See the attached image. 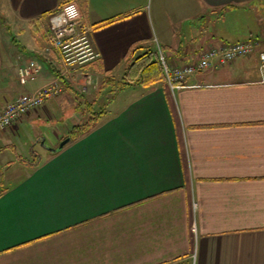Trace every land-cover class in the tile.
I'll use <instances>...</instances> for the list:
<instances>
[{
	"label": "crops",
	"instance_id": "crops-1",
	"mask_svg": "<svg viewBox=\"0 0 264 264\" xmlns=\"http://www.w3.org/2000/svg\"><path fill=\"white\" fill-rule=\"evenodd\" d=\"M71 1L100 52L80 67L65 66L47 49V19L67 0H0V113L21 94L54 81L61 86L0 131V155L15 150L19 130H34L39 140L41 127L53 126L56 141L32 155L36 162L21 160L25 172L1 188L0 264H264L258 52L191 76L175 92L164 81L131 84L90 130L69 136L78 124V95L90 93L84 84L121 78L146 46L189 63L205 48L262 37L260 1ZM223 7L222 17L248 10L252 23L236 37L214 33L208 16ZM6 23L17 38L3 30ZM24 66L34 71L21 84Z\"/></svg>",
	"mask_w": 264,
	"mask_h": 264
},
{
	"label": "built area",
	"instance_id": "built-area-1",
	"mask_svg": "<svg viewBox=\"0 0 264 264\" xmlns=\"http://www.w3.org/2000/svg\"><path fill=\"white\" fill-rule=\"evenodd\" d=\"M49 49H55L61 62L67 67H80L99 59L100 52L93 44L91 28L82 22L81 12L74 1H67L60 9L48 17ZM257 42L250 39L211 46L200 51L196 60L178 63L169 59L161 46L156 53L164 73V83L170 92L188 87L189 77L200 74L209 68H217L240 57L255 52ZM259 67L264 74V51L258 52ZM34 71L32 66L19 69V82L23 84ZM61 86L57 81L33 93H24L6 103L0 113V131L17 125L30 112L40 108L44 102L57 95ZM194 264V262H193Z\"/></svg>",
	"mask_w": 264,
	"mask_h": 264
},
{
	"label": "rangeland",
	"instance_id": "rangeland-1",
	"mask_svg": "<svg viewBox=\"0 0 264 264\" xmlns=\"http://www.w3.org/2000/svg\"><path fill=\"white\" fill-rule=\"evenodd\" d=\"M262 3H264V1H261L260 5ZM262 6H264V4H262L259 7V9L258 8L255 9V15L256 13H258L261 16V18L264 17V15H261L262 10L259 11L262 8ZM233 11L235 12H232L231 14H225V17L224 16L220 17L219 15L217 16V14L209 15L208 16L209 21L208 23L206 22L207 26L208 25L210 26V27L208 26V28L210 30H214V33L217 34H224L231 37L235 35L238 36L241 31L246 30V28L250 26V24L253 21V18L251 12H249L248 10L240 9ZM45 26L48 29L49 24ZM3 30L9 32L8 35L12 39L17 38L18 34L15 27H11V26L8 27V24L6 23V26H4ZM20 38L21 37L19 36V39ZM259 48L264 50V31H262V38L260 39ZM240 61L241 60H239V62ZM84 85L88 86V90H90V93L86 92L85 96L84 95L82 96V93H79L80 95H78V105L83 106L86 101L94 102L93 107L95 111L103 110V108L108 109L110 107L109 105L111 104L112 101V95H114L113 93L114 91L110 92V86L106 87L104 90L101 91L100 94H98V89H99L98 84L91 83L88 85V83H86ZM121 90H119L118 92H120ZM87 116L88 114L82 115V112L78 110V123L82 122L84 119H87ZM56 128L60 129L59 125H57ZM54 129L55 127L53 126H47L44 128L41 127L43 134H42V139L39 140L38 137H36L34 130L27 129V131L24 130L25 132L23 133L22 131L19 130V137L17 141V147L15 148V150L12 148H8L7 151H5L3 154L0 155V189L3 188L4 186H9L14 182L13 173L16 174V171L18 172L19 169L21 168L23 169V170L21 169V173L25 172L24 164L21 160H28V162H36L40 157L34 156L31 159L32 155L34 153L36 154L45 153L44 146H46L47 141H51L52 143L56 142L54 140ZM43 137L46 138L45 141L43 140ZM8 160L14 161L15 166L9 167L7 163ZM190 264H192V262H190Z\"/></svg>",
	"mask_w": 264,
	"mask_h": 264
},
{
	"label": "trees",
	"instance_id": "trees-1",
	"mask_svg": "<svg viewBox=\"0 0 264 264\" xmlns=\"http://www.w3.org/2000/svg\"><path fill=\"white\" fill-rule=\"evenodd\" d=\"M67 1H71V0H67ZM258 1L261 2L264 0H258ZM224 8L225 7L221 9L211 10V12H213L214 14H219V16H221L223 14ZM261 10H262L261 15H264V6H262V8L259 11ZM255 16L259 20L261 31H264V19H262L264 17L261 18L259 14H256ZM260 36H262V34H260ZM261 38L262 37H259V34L257 36H254L252 34L248 39L259 43ZM162 50L164 51L163 48ZM164 79L165 77H164L163 69L158 59L156 48L152 46H146L145 50L138 52L136 56H134L129 61V63L127 64L124 70L122 77L119 79H115L112 77L106 79V83L104 81L99 86L98 94H100L101 91L108 86H110V92L114 91L113 93L115 94L119 90L124 89L125 87L131 84H138L140 86L147 87L155 83H161L162 81H164ZM113 96L114 95H112V98ZM93 106H94V102H90V101L89 102L86 101L83 106L80 105L77 106L78 110L82 112V115L88 114V116L87 119H84L82 122H79L78 124L72 127L69 136H71L72 138H76L86 133L106 113V110L104 108L103 110L95 111ZM3 191H4L3 189L0 190V196L3 193Z\"/></svg>",
	"mask_w": 264,
	"mask_h": 264
},
{
	"label": "water",
	"instance_id": "water-1",
	"mask_svg": "<svg viewBox=\"0 0 264 264\" xmlns=\"http://www.w3.org/2000/svg\"><path fill=\"white\" fill-rule=\"evenodd\" d=\"M70 139V137H66L65 139H63L60 143L59 146L57 148H53L52 151H58L61 150L63 148V146L66 144V142Z\"/></svg>",
	"mask_w": 264,
	"mask_h": 264
}]
</instances>
